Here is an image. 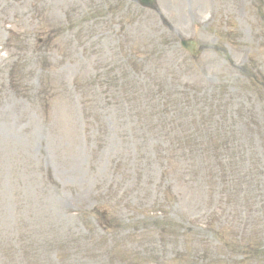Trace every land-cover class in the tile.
Instances as JSON below:
<instances>
[{
  "label": "rangeland",
  "instance_id": "1",
  "mask_svg": "<svg viewBox=\"0 0 264 264\" xmlns=\"http://www.w3.org/2000/svg\"><path fill=\"white\" fill-rule=\"evenodd\" d=\"M155 3L0 0V264H264V0Z\"/></svg>",
  "mask_w": 264,
  "mask_h": 264
},
{
  "label": "water",
  "instance_id": "2",
  "mask_svg": "<svg viewBox=\"0 0 264 264\" xmlns=\"http://www.w3.org/2000/svg\"><path fill=\"white\" fill-rule=\"evenodd\" d=\"M144 7H149V8H153V1L149 2V3H144L143 4ZM182 46L183 48H185L186 50H188L189 52H191L192 54L194 53V50H195V44L194 43H188V42H182Z\"/></svg>",
  "mask_w": 264,
  "mask_h": 264
}]
</instances>
